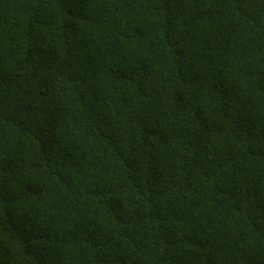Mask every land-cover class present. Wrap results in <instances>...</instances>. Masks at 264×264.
Instances as JSON below:
<instances>
[{"label": "trees", "instance_id": "1", "mask_svg": "<svg viewBox=\"0 0 264 264\" xmlns=\"http://www.w3.org/2000/svg\"><path fill=\"white\" fill-rule=\"evenodd\" d=\"M0 264H264V0H0Z\"/></svg>", "mask_w": 264, "mask_h": 264}]
</instances>
